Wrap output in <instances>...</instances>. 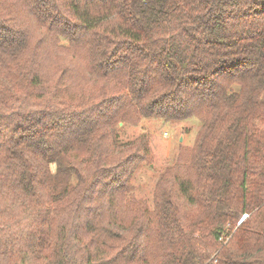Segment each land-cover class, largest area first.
<instances>
[{"label": "trees", "instance_id": "1", "mask_svg": "<svg viewBox=\"0 0 264 264\" xmlns=\"http://www.w3.org/2000/svg\"><path fill=\"white\" fill-rule=\"evenodd\" d=\"M191 116L137 199L118 122ZM0 264H264V0H0Z\"/></svg>", "mask_w": 264, "mask_h": 264}, {"label": "rangeland", "instance_id": "2", "mask_svg": "<svg viewBox=\"0 0 264 264\" xmlns=\"http://www.w3.org/2000/svg\"><path fill=\"white\" fill-rule=\"evenodd\" d=\"M198 125L199 119L195 116L178 120L140 117L136 121L118 122L116 131L120 141L134 139L141 133L148 135L149 154L130 178L133 196L151 203L159 173L176 160L184 162L188 158Z\"/></svg>", "mask_w": 264, "mask_h": 264}, {"label": "water", "instance_id": "3", "mask_svg": "<svg viewBox=\"0 0 264 264\" xmlns=\"http://www.w3.org/2000/svg\"><path fill=\"white\" fill-rule=\"evenodd\" d=\"M244 216H246V215L241 216V219L244 218Z\"/></svg>", "mask_w": 264, "mask_h": 264}]
</instances>
